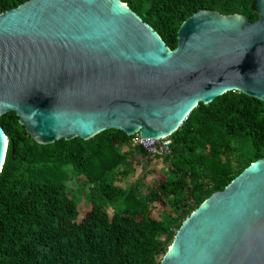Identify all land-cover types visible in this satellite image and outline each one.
Instances as JSON below:
<instances>
[{
  "label": "water",
  "instance_id": "obj_1",
  "mask_svg": "<svg viewBox=\"0 0 264 264\" xmlns=\"http://www.w3.org/2000/svg\"><path fill=\"white\" fill-rule=\"evenodd\" d=\"M256 8L254 22L200 10L171 50L120 0L26 1L0 14V116L15 112L40 144L108 129L157 139L229 91L264 101V0ZM7 144L0 125V172ZM170 245L159 264H264V157L204 200Z\"/></svg>",
  "mask_w": 264,
  "mask_h": 264
},
{
  "label": "trees",
  "instance_id": "obj_2",
  "mask_svg": "<svg viewBox=\"0 0 264 264\" xmlns=\"http://www.w3.org/2000/svg\"><path fill=\"white\" fill-rule=\"evenodd\" d=\"M29 0H0V14ZM173 50L181 24L200 10L258 19L256 0H120ZM8 138L0 172V264H159L176 231L208 197L264 157V101L229 91L199 103L170 137L171 152L149 154L115 129L88 140L40 144L15 112L0 116ZM135 155L142 172L118 184ZM160 160L161 168L156 161ZM96 198L80 219L73 178ZM170 207L172 225L161 217Z\"/></svg>",
  "mask_w": 264,
  "mask_h": 264
},
{
  "label": "rangeland",
  "instance_id": "obj_3",
  "mask_svg": "<svg viewBox=\"0 0 264 264\" xmlns=\"http://www.w3.org/2000/svg\"><path fill=\"white\" fill-rule=\"evenodd\" d=\"M135 160L137 162H134L129 168H128V176L122 180L121 182H118L119 185L123 187H128L132 183V179L143 171L142 165L144 164V159L140 158L139 156L135 155ZM157 167L161 168L160 160L156 161ZM67 190H69L70 195H72L76 201L78 202V208H79V215L78 219L82 217L86 209L89 207V200L91 198H96L98 203L104 206V208L109 212L112 213L113 211H117L118 205L113 202H106L103 199H100L99 197L94 196V191L91 189V186L86 184H82L76 177L72 179V181L68 184ZM165 214L161 217V220L168 225H172L174 215L171 211L170 207H166L164 209Z\"/></svg>",
  "mask_w": 264,
  "mask_h": 264
},
{
  "label": "built area",
  "instance_id": "obj_4",
  "mask_svg": "<svg viewBox=\"0 0 264 264\" xmlns=\"http://www.w3.org/2000/svg\"><path fill=\"white\" fill-rule=\"evenodd\" d=\"M131 137V146H140L142 148L149 146L148 151L144 148L149 154L156 155V156H163L169 154L171 152V137H161L157 139L152 138H140L139 133H135ZM139 141V143H134ZM142 143V145L140 144Z\"/></svg>",
  "mask_w": 264,
  "mask_h": 264
},
{
  "label": "bare ground",
  "instance_id": "obj_5",
  "mask_svg": "<svg viewBox=\"0 0 264 264\" xmlns=\"http://www.w3.org/2000/svg\"><path fill=\"white\" fill-rule=\"evenodd\" d=\"M171 246V245H170Z\"/></svg>",
  "mask_w": 264,
  "mask_h": 264
}]
</instances>
